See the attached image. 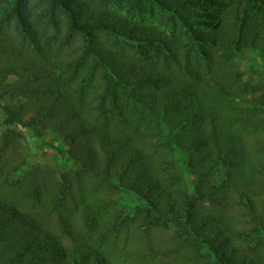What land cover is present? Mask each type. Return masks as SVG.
Segmentation results:
<instances>
[{"label":"trees","instance_id":"obj_1","mask_svg":"<svg viewBox=\"0 0 264 264\" xmlns=\"http://www.w3.org/2000/svg\"><path fill=\"white\" fill-rule=\"evenodd\" d=\"M260 1L0 0L4 124L72 165L4 177L0 264H264Z\"/></svg>","mask_w":264,"mask_h":264},{"label":"rangeland","instance_id":"obj_2","mask_svg":"<svg viewBox=\"0 0 264 264\" xmlns=\"http://www.w3.org/2000/svg\"><path fill=\"white\" fill-rule=\"evenodd\" d=\"M260 4L264 5V0H261ZM168 15L169 13L160 14L154 11L147 16L145 24L157 27L169 36H174L176 34V36L178 35L179 37H182V33L178 30V23L176 26L174 20ZM176 29L178 33L175 32ZM235 51L236 62L240 68L242 79L256 88V84L259 81V75L261 72H264V58L259 57L251 50L240 46H237ZM240 99L243 100L242 98ZM239 103L240 101L236 102V105H239ZM29 115L25 119H27ZM6 131H8L11 137L15 138L20 156L11 158V154L8 153V157L5 159L3 158V162L0 164V186L5 176L9 182L34 168H49L57 174L63 170H69L72 168V165L66 163V159L63 158L54 147H52L58 144V139L55 135L46 133L43 138H36L26 124H18L8 127L4 124V116L0 111V136ZM118 197L119 195L113 197L114 202L123 203L126 207L128 204L124 202V200H118Z\"/></svg>","mask_w":264,"mask_h":264}]
</instances>
